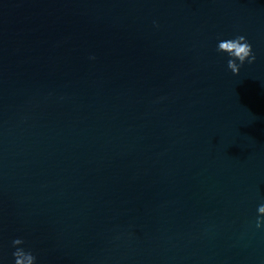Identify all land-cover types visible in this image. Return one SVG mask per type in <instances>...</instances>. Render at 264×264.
Instances as JSON below:
<instances>
[{"label": "water", "instance_id": "95a60500", "mask_svg": "<svg viewBox=\"0 0 264 264\" xmlns=\"http://www.w3.org/2000/svg\"><path fill=\"white\" fill-rule=\"evenodd\" d=\"M262 203L264 0H0V264H264Z\"/></svg>", "mask_w": 264, "mask_h": 264}, {"label": "clouds", "instance_id": "9594fccd", "mask_svg": "<svg viewBox=\"0 0 264 264\" xmlns=\"http://www.w3.org/2000/svg\"><path fill=\"white\" fill-rule=\"evenodd\" d=\"M217 50L221 52H227L231 59L228 60L227 66L234 73L238 74L242 65L247 61L252 63L256 60V56L253 52L252 45L248 42L247 37L244 35H238L234 39L222 40L218 43ZM239 61V63H237ZM258 215L256 218V227H264V203L258 206ZM13 245L22 244L23 241L19 238L13 240ZM13 256L15 257L14 264H35L36 257L31 251H25L24 249H17Z\"/></svg>", "mask_w": 264, "mask_h": 264}]
</instances>
